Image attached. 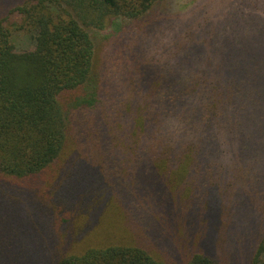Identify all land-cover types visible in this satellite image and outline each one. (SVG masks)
<instances>
[{"label": "trees", "instance_id": "16d2710c", "mask_svg": "<svg viewBox=\"0 0 264 264\" xmlns=\"http://www.w3.org/2000/svg\"><path fill=\"white\" fill-rule=\"evenodd\" d=\"M198 1L0 0V264H264V0Z\"/></svg>", "mask_w": 264, "mask_h": 264}, {"label": "rangeland", "instance_id": "374dc122", "mask_svg": "<svg viewBox=\"0 0 264 264\" xmlns=\"http://www.w3.org/2000/svg\"><path fill=\"white\" fill-rule=\"evenodd\" d=\"M202 1H204V0H200V1H198L197 3H199V2H202ZM167 3H172L174 6H176V8L177 9H186L187 11V14L186 15H190V13H191V15L193 14V7L195 6V5H193V6H191L192 4H194V0H161V2L156 6H154L152 9H151V11H150V13H149V15H148V17H150V18H153L154 17V15H155V11H158V10H162L166 5H167ZM207 3V2H206ZM233 7H235V5L233 6ZM230 9H233V8H230ZM186 12H181V13H186ZM190 15V16H191ZM120 25L121 26H123L122 28H125V25H124V23L123 22H121L120 23ZM129 25V24H128ZM129 26H131V25H129ZM128 26V27H129ZM114 32L115 33H117V31H116V29L114 28ZM99 35H103V33H100ZM96 37V46H98V47H101V45L103 44V39H102V36H95ZM14 41L16 42V44L18 45V47L19 48H26V47H28V41L26 40V37H24L23 35H15V37H14ZM109 217H110V211L109 212H107L106 213V216H105V218L106 219H109ZM100 229V231L102 232V229L101 228H99ZM115 232H117V230L115 231ZM103 233V232H102ZM118 234H121V232L120 233H118ZM118 236V235H117ZM126 236V235H125ZM124 236V237H125ZM123 237V234L122 235H120L119 237H117V238H122ZM123 239V238H122Z\"/></svg>", "mask_w": 264, "mask_h": 264}]
</instances>
